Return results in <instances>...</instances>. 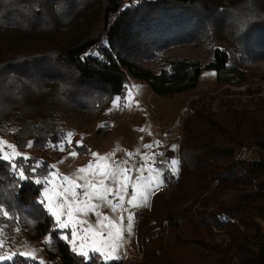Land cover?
<instances>
[{
	"label": "trees",
	"instance_id": "16d2710c",
	"mask_svg": "<svg viewBox=\"0 0 264 264\" xmlns=\"http://www.w3.org/2000/svg\"><path fill=\"white\" fill-rule=\"evenodd\" d=\"M213 1L227 21L240 27L248 52L263 54L264 0ZM92 4L102 10L101 32L63 44L36 38L51 37ZM220 12L211 0H141L125 7L121 0H0V40L11 37L0 41V136L14 128L10 135L16 148L24 151L31 142L34 151L29 160L15 161L29 180H15L9 162L0 159V204L12 212L11 225L29 240L51 238L46 259L122 264L78 255L38 203L42 185L34 180L59 161L54 145L66 137L55 112L63 103L97 107L103 97L122 98L131 79L164 97L196 88L204 70L213 71L221 85L244 81V71L230 65L219 48L204 65L158 57L156 72L138 62V52L156 56L161 44L214 41ZM186 124L179 186L170 196L156 195L150 210L135 213V236L144 251L140 264H264V111L226 109ZM247 144L254 157L236 159ZM35 163L43 167L33 174L30 165ZM219 232L228 238L227 246L216 241ZM30 262L17 256L4 264Z\"/></svg>",
	"mask_w": 264,
	"mask_h": 264
},
{
	"label": "rangeland",
	"instance_id": "374dc122",
	"mask_svg": "<svg viewBox=\"0 0 264 264\" xmlns=\"http://www.w3.org/2000/svg\"><path fill=\"white\" fill-rule=\"evenodd\" d=\"M211 1L215 10L218 11L219 9L220 12L222 6H218V1ZM97 7L92 4L85 10L78 11L69 24L61 26L51 37L48 38L41 34H36L38 36L36 38L41 40V43L49 40L51 43L59 42L63 44L101 32L104 26L103 14L102 10ZM223 15L225 14L222 12H220V15L215 14L216 35L214 36V41L161 44L159 49L154 52L156 56L150 54L149 50H144V52H138L137 59L145 68L158 72V57L166 60H193L204 65L212 59L214 49L219 48L227 53L230 65H235L244 71V81L221 85L217 82L213 71L204 70L196 88L173 97L159 96L151 90L147 83L131 79L124 96L121 98L120 107L113 106L114 98L108 100L105 97L101 99L102 104L97 107H94V105L71 107L63 103L61 105L62 108L55 112V123L64 130L65 135L69 132L74 134L72 147H75L77 142H82L83 147L77 149L79 154L76 157L69 155L67 143H65L64 151L55 148L60 158L59 161L52 165L50 170L54 174L53 183L58 185L61 183L63 176H72L78 168L86 167L90 162L95 163L92 153H97L101 157H109L108 162L110 164L118 163L124 169L130 170L126 173L131 179L125 195L124 209H118L116 213H113L110 206L106 203L95 199L92 203L100 205L97 210L101 212L102 216H109L110 218L123 216V223L126 226L129 214H132L134 218L136 212L150 210L156 195L170 196L179 186L181 180L180 150L185 139L187 122L208 112H219L226 109L237 111L260 109L264 111V53L253 56L248 52L249 45L246 44L244 46L243 41L240 39V27L234 24L233 21H227ZM9 38L11 37H3L1 39L4 40L2 43ZM32 41H36V46H39L40 43L35 38ZM48 85L51 86L52 82ZM129 92L134 99V103L130 108L123 106L125 103L124 98ZM33 97H35L34 93ZM13 130L14 128L7 132L5 131L4 136H0V141L15 146L14 140L10 135ZM173 137L176 139L171 140ZM157 142H159V146H157ZM166 143H168V156L163 155ZM147 144H152L153 148H145L144 145ZM248 145L245 147L248 150V160H250L254 157L255 152L252 149L253 147ZM173 146H176V148L174 149ZM10 151L11 149L5 148V152ZM17 151L22 156L26 155L29 158L34 154L33 149L29 147L24 151L19 149ZM145 154L149 155L147 166L162 170L164 186L151 195L147 206L132 207L127 203L133 193L131 185L135 182L136 177L140 175L147 177L149 175L147 168L144 169L143 173L138 171L145 165L143 159ZM153 155L155 156V164H152ZM172 159H178L180 162L177 175H174L170 170L171 165L169 162ZM125 161L127 163H123ZM57 173L59 175H55ZM78 183H83V181H78ZM106 183L115 188L111 180L106 181ZM76 191L81 193V199H83L82 189H77ZM42 194L43 185L41 197ZM108 198L112 199L114 203H119L118 198L111 195ZM43 207L46 210V203ZM49 215L51 216L50 213ZM61 218L62 220L67 219V209H65V214ZM74 218L81 221V223L76 225L78 234H82L81 230L87 229L89 225L95 228L99 219L95 215V211H89L87 215L74 213ZM52 221L58 230L59 237H68V239L64 240L69 243L72 249L71 225L69 228L61 230L56 225L54 217H52ZM10 222H13V220L0 216V226H3L6 249L9 252L34 251L36 260L30 259V264H35V262L40 264L41 262L43 264H58L57 259H46L44 257V249L50 244L48 236L43 237L39 243L33 242L17 227L11 225ZM104 231L106 234V230ZM125 237V244L129 253L134 257H138L136 253H140L142 259L127 260L123 263L125 253L124 249L121 248L116 254L118 258L108 261L122 260V264H140L144 259V251L135 236V218L133 219L131 234L129 235L125 231ZM216 241L223 246H227L229 243L228 238L222 232L217 234ZM79 243L80 241L77 239V249H79ZM3 250L0 249V251ZM85 250L89 251L90 256L97 255L101 260H104L99 253H92L90 249ZM132 259L134 258L132 257ZM235 264L238 263L235 262Z\"/></svg>",
	"mask_w": 264,
	"mask_h": 264
},
{
	"label": "snow or ice",
	"instance_id": "6c2138e0",
	"mask_svg": "<svg viewBox=\"0 0 264 264\" xmlns=\"http://www.w3.org/2000/svg\"><path fill=\"white\" fill-rule=\"evenodd\" d=\"M124 99L125 103L123 106L130 108L134 103L132 94L129 92ZM120 101V97L114 98L113 106L120 107ZM141 131H143V129H141ZM73 135L74 134L71 132L67 133L64 140L54 145V147L60 151H64L65 143H67L69 146V155L72 157L78 156L79 153L77 149L83 147V144L82 142H77L75 147H72ZM26 146L30 148L32 147V143L29 142ZM157 146H159V142H157ZM144 147L152 149L153 145L147 144L144 145ZM5 148L11 149V151L5 152ZM173 148L175 149L176 146H173ZM92 156L96 161L95 163L90 162L86 167L78 168L76 173L72 176H63L61 183L58 185L53 183L54 174L51 172L38 175L34 182L37 185H43V194L38 200V203L41 205L46 203V210L55 218L58 228L63 230L69 228L71 225L72 250L77 252L81 257H87L88 260H91L89 251L85 250L90 249L92 253H99L104 261H108L118 258L116 254L126 242L125 231L129 235L131 234L134 218L132 214H129L127 216V225L125 226L123 223V216L119 218L102 216L101 212L97 210L100 205L93 204L92 201L95 199L102 203H106L110 206L113 213H116L118 209H124L125 195L127 194L131 179L126 173L130 170L124 169L118 163L110 164L108 162L109 157H101L97 153H92ZM0 159L9 162L15 180L21 181L32 178L30 175L26 174L25 168L22 165L15 163L17 159H23L25 161L30 159L26 155L22 156L17 151L16 146L0 141ZM143 159L145 165L138 169V171L143 173L144 169L147 168L149 175L147 177L143 175L136 177L135 182L131 185L133 193L127 203L132 207L147 206L151 195L164 186L162 170L147 166L149 160L148 154H145ZM123 163H127V161ZM169 163L171 165V172L177 175L180 163L179 160L172 159ZM152 164H155L154 155L152 156ZM42 167L43 165L40 163L32 164L30 165V172L36 174L37 170ZM55 175L59 174L57 173ZM109 180L112 181L115 188L106 183V181ZM78 181H83V183H78ZM77 189H82L83 199H81V193L76 191ZM110 195L118 198L119 203H114L112 199H109L108 197ZM65 209H67V219L62 220L61 217L65 214ZM89 211H95V215L99 218L97 226L94 228L92 225H89L87 229L81 230L82 234H78L76 225L81 223V221L74 218V213H83L87 215ZM0 216L9 219L13 218L12 212L3 204H0ZM15 218L19 219V217ZM2 228L3 226H0V249L4 250L0 251V264H4L5 261L12 262L17 256L24 258V260H36L34 251L9 252L6 249V239ZM104 230H106V234ZM61 238L68 239L67 236ZM77 239L80 241L79 249L76 247ZM48 242L51 243V238ZM41 264H43V262H41Z\"/></svg>",
	"mask_w": 264,
	"mask_h": 264
},
{
	"label": "built area",
	"instance_id": "2783aa9c",
	"mask_svg": "<svg viewBox=\"0 0 264 264\" xmlns=\"http://www.w3.org/2000/svg\"><path fill=\"white\" fill-rule=\"evenodd\" d=\"M141 2V0H121V5L122 6H137L139 3ZM176 138H171V140H175ZM170 141V140H169ZM253 149V151H254V148H252ZM168 153H169V150H168V143H166V147L164 148V151H163V155H165V156H168ZM248 150H247V148L246 147H243V148H241L239 151H238V153H237V155H236V159H238V160H242V161H245V160H248ZM164 225H166V222H164L163 223ZM123 249H124V253H125V257H124V259H123V263L125 262V261H127V260H140V259H142V255L140 254V253H136V255H138V257L136 256V257H134V256H132L130 253H129V251L127 250V248H126V244L124 243V246L122 247ZM132 257L134 258V259H132ZM58 264H60V263H58Z\"/></svg>",
	"mask_w": 264,
	"mask_h": 264
}]
</instances>
